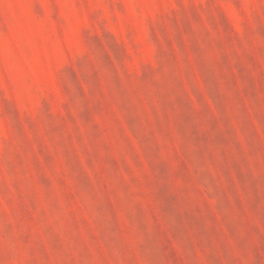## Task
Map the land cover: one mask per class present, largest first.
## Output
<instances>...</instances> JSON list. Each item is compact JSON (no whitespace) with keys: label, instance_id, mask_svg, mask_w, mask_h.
Here are the masks:
<instances>
[{"label":"rangeland","instance_id":"obj_1","mask_svg":"<svg viewBox=\"0 0 264 264\" xmlns=\"http://www.w3.org/2000/svg\"><path fill=\"white\" fill-rule=\"evenodd\" d=\"M0 264H264V0H0Z\"/></svg>","mask_w":264,"mask_h":264}]
</instances>
